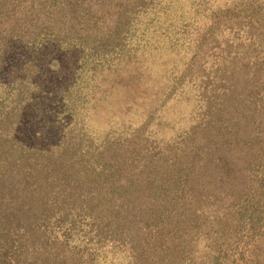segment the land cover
<instances>
[{
  "label": "trees",
  "instance_id": "16d2710c",
  "mask_svg": "<svg viewBox=\"0 0 264 264\" xmlns=\"http://www.w3.org/2000/svg\"><path fill=\"white\" fill-rule=\"evenodd\" d=\"M173 1L150 0L129 10L121 26L96 32L72 23L0 27V264H144V255L159 252L153 230L164 218L172 221L169 211L180 202L173 183L188 188V155L178 158L177 150L192 147V132L223 114L221 105L210 106L217 97L204 95L196 74H203L207 57H215V71L233 63L224 39L223 49L209 45L201 52L191 73L193 50L203 48L189 45L192 57L170 70L161 105L146 115L137 111L135 82L158 55L178 50L172 42L185 11ZM243 1L253 18L245 19L243 7L242 15L220 20L230 36L245 28L256 45L253 56L243 53V79L232 74L235 90L254 81L264 61V0ZM205 8L204 0H188V23ZM193 33V42L204 36ZM119 85L128 87L126 96L117 92L124 102L112 100ZM185 96L188 129L159 111ZM254 103L245 101L241 111L256 110ZM246 136L255 147L258 137ZM206 154L191 150V159ZM216 154L217 164L232 168L226 153ZM169 240L165 250L176 251Z\"/></svg>",
  "mask_w": 264,
  "mask_h": 264
},
{
  "label": "rangeland",
  "instance_id": "374dc122",
  "mask_svg": "<svg viewBox=\"0 0 264 264\" xmlns=\"http://www.w3.org/2000/svg\"><path fill=\"white\" fill-rule=\"evenodd\" d=\"M234 1L230 4V0H204L207 10L205 8L190 23L188 0L171 2L181 7L179 11H185L184 25L175 35L176 41L172 42L177 45L178 50L168 53L174 56L158 55L154 65L144 71L134 84L133 88L139 90V96L138 93L134 96L140 103L135 108L146 115L149 109L161 105V88L166 83L165 78L171 75L170 70L176 71L174 65L181 64L193 51L191 73H194V68L202 61L201 52L209 45H217L223 49L222 42L226 39L225 44L233 53V63L227 68L215 71L216 67H211L215 57L211 56L204 60L206 66L202 69L203 74H196L205 82L204 95L217 97L210 106L221 105L223 114L220 117L216 114L210 126L208 124L203 130L196 128L192 132V147L188 148L187 145L184 152L177 150L178 158L188 155V188L183 191L174 181L172 190L177 189L175 193L180 202L169 211L172 221L164 218L154 228L159 252L144 255V264H264V61L254 81L245 82L244 88L235 90L233 87H236V82L232 80L233 87L231 86L232 74L243 79L244 51L247 50L252 56L256 54V45L249 44L245 28L243 31L231 29L234 35L230 36L225 26H220V20L226 17L229 21V17L242 15V12L248 14L249 17L245 16L246 20L253 18L246 2ZM149 2L150 0H0V27L18 21L21 31H26L34 24L58 28L64 23H72L79 31L96 32L121 26L129 16V10L139 5L143 7ZM225 3L228 5L218 9V6ZM243 7L245 8L241 12ZM202 22L206 25L202 26ZM260 26L264 33V24ZM197 30L201 33L200 37L204 36L193 42V32ZM192 44L202 46L203 49L198 53L195 48L192 51ZM119 74L121 73L118 72L115 78ZM119 86L111 92L114 102H124L120 94L126 96L127 93L128 87ZM148 87L150 93L145 92ZM153 91L157 96L152 94ZM251 99L255 101L253 107L256 105V110L241 111L245 101ZM190 105L188 96H185L170 100L159 111L168 122L179 123L183 129H188ZM231 123H236V126L232 127ZM246 135L258 137L255 147H250V138ZM235 136H239L241 140H237ZM257 148L259 151L255 155ZM190 149L201 153L206 151L207 154L202 155V158L195 156L192 160ZM218 151L225 156L227 154L232 168L217 164L215 155ZM174 222H178V225ZM178 227H181L180 231ZM176 237H179L178 242L175 241ZM169 239L176 243L174 252L165 250L170 244ZM166 252H169L168 255Z\"/></svg>",
  "mask_w": 264,
  "mask_h": 264
}]
</instances>
